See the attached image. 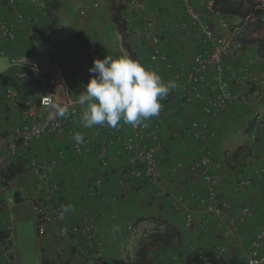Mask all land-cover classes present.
Wrapping results in <instances>:
<instances>
[{"label": "built area", "instance_id": "1", "mask_svg": "<svg viewBox=\"0 0 264 264\" xmlns=\"http://www.w3.org/2000/svg\"><path fill=\"white\" fill-rule=\"evenodd\" d=\"M2 1L10 9L11 15L0 17V57H8L7 69L15 80L25 84L26 97L21 103V122L10 119L11 131L6 135L0 134V149L6 147L5 153L0 157V167L5 170L15 161L22 159L26 162L29 175L45 182L41 195L29 200L38 241L41 242L47 233H50L53 237L63 239L67 246L75 250L79 249L81 242L93 241L94 249L101 254L106 253L107 249L96 236L92 222L68 224L66 213L63 219L60 218V213L67 203L57 197L60 186L54 178V171L64 160V152L57 150L47 167L38 158L27 154L34 142L52 135H62L75 118L79 116L82 120L83 112L80 108L84 106L77 103L78 98L71 96L70 84L59 60L52 59L47 63H40L32 54H8V48L15 42L19 32L42 52H48L50 43L43 38L34 37V32L29 27L33 22L31 16L28 17L19 10L21 0ZM253 1L259 4V8L264 9V0ZM212 2L213 0H113V3L122 4L132 14L127 20L137 25L133 30L134 44L148 53L144 66L157 73L166 74L168 77L163 80L175 81L177 87L161 100L162 109L159 115L152 117L150 123L146 122V126L133 127L134 132L124 139L113 129L99 126L91 134L83 135L86 141L84 144L77 145L72 139L71 151L78 160H86L90 154H94L100 169L107 170L110 153L105 144L106 136L101 132L117 137L118 142H121V149L128 156V169L120 180L118 179V184L132 180L143 182L154 198L165 200L173 214L182 215L183 243L191 236L186 254L180 255L182 248L176 250L171 254L169 264H264V226L259 224L264 217L262 219L260 212L246 201L237 203L221 191L220 169L224 170V164L222 167V161L214 163L207 146L209 142L217 141L219 136L209 120L238 101L232 86L224 80V61L231 48L239 50L241 45L237 38L243 27L239 26L240 21L235 18L236 22L230 26L223 25L222 21V24L216 27L211 25L207 11L211 10ZM188 44L192 54L186 60L181 58L176 50H183L186 48L184 45ZM84 50L88 55L90 67L94 59H101L94 41H85ZM240 81L241 77L237 78L236 85H239ZM255 94H258V91H255ZM18 95L11 85H5L6 101L14 102ZM174 103L184 109L195 108L199 119H194L185 127L181 116L172 118L171 105ZM50 105H68L69 114L66 117L49 119ZM261 111H264V106L253 113L258 123L262 122ZM164 132L171 133L174 140L195 142L198 159L191 163L187 170L189 178L199 183L201 194L193 189L172 194L165 188L161 170L165 159L161 144ZM257 138L256 132L250 133L252 141ZM245 161L259 164V168H256L252 175L235 179L236 191H251L257 175L263 179L257 180L261 188L257 199L260 198L264 204V158L258 156ZM183 167L179 163L174 164L170 173L177 176ZM17 178L3 177L0 191L5 193L8 188H16ZM17 189L20 192L25 191L21 185H18ZM84 191L86 198L98 200L106 205L115 206L118 202L117 195L108 196L104 192L101 178H96L90 184L86 183ZM14 203V198L7 200L8 205ZM1 207L2 203L0 209ZM247 224H254L248 232L247 251L232 262H225L230 250L221 236L216 238L221 241L220 244L212 249L201 247V236H212L209 230L212 226L216 231L226 230L234 234ZM0 229V232L6 234L4 241L0 242V264H19L14 224L0 219ZM127 230L132 231V227L128 226ZM198 234L201 236H197ZM84 255L91 256L89 251L84 252Z\"/></svg>", "mask_w": 264, "mask_h": 264}, {"label": "crops", "instance_id": "2", "mask_svg": "<svg viewBox=\"0 0 264 264\" xmlns=\"http://www.w3.org/2000/svg\"><path fill=\"white\" fill-rule=\"evenodd\" d=\"M39 1L40 0H21L19 2V8L26 15H30L32 17L33 22L29 24V27L32 28L34 32V37L37 39L43 38L49 41L50 48L48 52H42L38 48H35L32 42L28 39H25L24 34L22 32H19L17 34L15 42L11 44L8 48V54H32L36 58H48L49 61H51L52 59L59 60L64 68L66 77L70 84V93L73 98L79 97L80 93L84 90V86L87 84L90 76H92V74L89 72V58L84 50L85 41L91 40L96 43L100 51L101 59L105 55H112L114 57L130 56L123 48L121 44V36L112 22L113 0H94L92 1V3H88L87 0H61L60 8L58 10V13L56 14V20L53 23L48 19L43 18L40 14L37 15L38 8L36 7V5L37 3H39ZM76 2H80L81 5L77 14V19L74 20L71 18V9H73V5ZM60 12H62L64 15L60 16ZM10 15V9L4 1L0 0V17ZM218 21H220V23H218ZM221 21L223 25L227 26H230V24L236 22L235 19H229L227 17H217L214 22L215 24L212 21V23L214 24L213 26L216 27L218 24H222ZM97 40H102L103 42H97ZM75 47L77 50L76 53L72 51ZM142 52L143 50L140 49V53ZM81 54L84 57H82ZM137 56H139V54H137ZM146 59L147 57L142 60L141 63L143 65H145ZM257 63L261 67L258 72L260 73V75L263 76L264 63H259V61H256V59L251 61V64ZM228 72L231 74L230 79L225 82L233 87L234 85H236L237 78H239L240 76L234 78L232 76V70ZM158 74L162 77V79H166L168 77L164 73ZM260 81H262V84H264V79H260ZM243 83L244 80L241 77V81L239 82V85L236 88L237 92H242V90H244L242 86ZM5 85H11L18 92V98L14 102H9L4 99ZM25 97V84L15 80L8 70L0 72L1 135H6L11 131V125L9 122L10 119H13V121L17 123L21 122L22 118L20 116V108L22 106L21 103L23 102ZM258 99L261 100L262 104H264V92L263 95L260 96ZM260 104L261 103H253L251 104V106L248 107L251 108L252 111H256L261 108ZM84 107L80 108L81 112L84 111ZM194 112L198 114L197 111L194 110ZM223 121L220 120V118H211L209 120V123L212 128L216 126L220 128L223 127ZM147 122L150 123L151 119ZM98 127L99 126H96L94 128L82 127V120H80L78 116L77 118H75L74 122L68 128H66L64 134L52 135L50 137L34 142L28 150L27 154L38 158L45 167H47L50 158L54 155L57 150L63 151L65 157H74L71 151V144L74 134H91ZM260 127H262L261 124ZM118 129L124 132L121 135L122 137H127L134 132V129L131 125L121 124V126L118 127L117 130ZM259 131L261 133L258 132V138L262 139L263 142L262 147H260L259 144V146H257L256 148H251L253 150L252 154L255 156V158L259 156L260 151H262V148H264V129L260 128ZM101 134L106 136L104 139L107 147L108 145L114 144L107 142L108 137L104 131H102ZM219 135L221 136H219L221 139L219 146L215 144L211 145V147H213V153L216 158H222V154L226 150L231 151L229 142L230 137L227 135V132H221L219 133ZM168 138L170 137L167 136L166 138L162 135L161 140L164 143L165 141L169 140ZM165 148L166 151L168 150L169 153L170 164L179 163L182 166L187 167V165H190L198 159L195 142L189 140H172V143H169V147L165 146ZM49 149L51 150L50 152ZM5 150L6 147L3 150L0 149V157L3 156ZM218 151H222V154H218ZM21 154L23 155V151L21 152ZM243 163L244 162H240V165ZM246 164L249 170L247 169L248 171L244 173V176H248L250 174L252 175L254 170L256 168H259V164L257 165V163L254 164L252 162L246 161ZM2 170L4 169L0 167V180L1 174L3 172ZM223 171L225 179H233L234 176L237 174V172L229 171L226 168H224ZM82 175L83 174L79 173L78 171H75L73 165H69V170L66 171L65 174L62 175V177L59 179L62 181L60 183L67 184V187L65 188V190H63V192L57 194V197L62 200H65L67 206H70L72 209L70 212L66 213V222L68 224H79L88 221L92 222L95 226L96 236L100 238L102 245L106 247L107 252L101 254L99 251L93 248V241H89L81 242L79 245V249H76L73 253L67 248V244L63 239L53 237L50 235V233H47V235L41 241L42 244L40 245L39 250H44V252L46 251V256L44 254L43 258L49 260L50 264H124L123 255L126 250L129 252L133 251L137 247L138 240L140 236H142L144 230H150L153 227V223L151 221L138 222V220L143 218L149 219L153 216H161L162 219H166L169 222L175 223L181 228L183 222L182 215L173 214L165 200H158L154 197L152 198L151 191L146 190L141 194V196L144 195L145 198H149L151 201L149 202L150 205H145L139 210L135 209L133 203L125 204L122 200L117 202L115 206H110L101 203L98 200L90 199L89 197L86 198L84 194L85 183L84 181H82ZM54 178L56 180L55 173ZM256 178L257 180H263L257 175ZM117 179L118 178L116 176L109 179L110 182L108 183V186L104 189L105 193L108 196L118 194L117 189L119 188V184ZM177 180H179L178 183L180 184L174 183L173 185H165V188L169 190V192L172 194L174 192H181L186 186H191L192 188L197 189V181L193 180L192 178H189V183H186L183 188H181L180 186L184 179L179 178L178 176ZM16 181L17 186L21 185L25 188V191L22 193L24 201L21 203H14L12 205H8L7 200L13 198L12 191L14 189L12 190L11 188L12 191H9L8 189L5 193H2L3 196L1 198L4 203H2V207L0 209V219L1 221H10L14 224L15 236L17 237V230L19 224L28 223L32 224L33 228H35L29 200L32 197H38L41 195V188L42 186H45V182L29 175L27 171L20 175ZM17 186L15 190L17 189ZM226 187L225 189L227 190V192H225V194L227 196L229 195V197H233L235 198V200L238 199L239 202L245 201L241 198V196L239 197L237 193H234L233 191L229 190L230 185H228V182ZM259 189H261L260 186ZM258 193L259 192L257 191H247L245 197L250 199L254 197L253 200H256L258 197ZM122 194H124V196H127L126 198L128 200L131 197L133 199V195H131V193L128 191L125 193L123 192ZM260 209H264V207L261 205ZM136 223L138 224L137 228L135 227V229L134 225ZM259 224L264 226V220H260ZM251 225L253 226L254 224H247L239 230H236L234 234H231L226 230L220 232L218 230L216 231L212 226L209 229L212 236H201L200 234H198L197 236H201V247L205 249H212V247H214L215 245H219L221 241L217 240L216 238L218 236H221L222 241L226 243V247L230 250L229 256L228 258H226L225 262L230 263L238 256L244 255L246 253L245 251H247L249 245L247 237ZM128 226H132L134 228L133 232L128 234L129 237H124L123 234H121L120 232ZM188 236H190V234ZM190 239L191 236L188 239L184 240L183 246L181 247L182 249L180 251V255H182L183 253L186 254L187 249L190 246V243H188ZM86 251H89L90 254L92 253L90 257H86L84 255V252ZM210 254H212V252H210Z\"/></svg>", "mask_w": 264, "mask_h": 264}, {"label": "trees", "instance_id": "3", "mask_svg": "<svg viewBox=\"0 0 264 264\" xmlns=\"http://www.w3.org/2000/svg\"><path fill=\"white\" fill-rule=\"evenodd\" d=\"M61 5V0H40L39 3H37L36 7L38 8V14H40L43 18L48 19L52 23L56 20V14L58 13V10ZM258 3L253 0H213L211 10L207 11L209 22L211 25H214L215 19L217 17H229L231 19H239V26L242 27V31L238 35L237 41L240 43L239 50H233V48L230 49L228 53L227 59L224 61V80L228 81L230 79V73L228 71L233 70L239 75V72L248 66V62H250L251 59H256L260 61L261 63H264V9H261L258 7ZM113 17L112 22L115 28L117 29L118 33L121 36V44L125 51L133 58L140 62L144 60L146 57H148V53L146 51H143L140 53L139 48H135L134 45V35L133 30L137 25L131 21L127 20V18L132 15L131 12H128L126 10V7L123 6L120 3H113ZM20 10V8H19ZM21 11V10H20ZM23 14H25L23 11H21ZM26 15V14H25ZM30 17V15H26ZM32 18V17H31ZM213 21V23H212ZM134 45V47H133ZM139 54V56H137ZM147 55V56H146ZM138 57V58H137ZM226 68V69H225ZM246 85H248L247 82H245ZM228 84V83H227ZM229 85V84H228ZM231 86V85H230ZM255 87V86H254ZM253 88L251 87V91ZM231 108V107H230ZM172 109V118L175 116H181L182 119L185 121L184 126L188 127V125L191 123V121H194V119H199L198 114L194 112L195 108H188L184 109L180 107L177 103H174L171 105ZM196 111V110H195ZM251 111V112H250ZM247 112H249L246 115L245 118V127L244 132L246 134L250 135L252 132L257 131V120L252 114V109H248ZM114 132L121 137V139H124L121 135L124 133L121 130L115 129ZM163 136L168 138V141L161 140V144L163 147V152L165 159L163 160V169L165 166H167V169L163 172V178L168 179L167 184H180L178 183L179 178L184 179L181 183V188H183L186 183H189V172L187 170V167H183L181 171L178 173L177 176H172L170 173V168L174 164H170L169 160V153L168 150L166 151V147H169V143H172V140L174 141L173 137L171 136V133L164 132ZM220 136V135H219ZM218 136L217 141H211L207 144L208 149L211 153L212 160H214V163H219L220 160H216V157L213 153V147H211L212 144L218 145L220 144V137ZM107 142L114 143L113 145H106L108 148V151L110 153V164L107 170H101L98 164L96 163L94 154H90L86 160H77L75 157L72 156H66L62 162H60L58 168L54 171L56 174V180L58 179V185L60 186V193L65 190L67 187V184L60 183L62 182L59 180L62 175L65 174L66 171L69 170V165H73L75 171H78L82 175V181L84 183L90 184L94 182L96 178H101L103 182V189L108 186V183L110 182V178H113L116 176L119 180L122 177V174L126 169H128L127 165V154L121 149V142H118L117 137H114L112 135H107ZM168 142V143H167ZM109 144V143H108ZM112 148V149H111ZM115 149V150H113ZM253 150L249 148L246 145H240L233 151L226 150L222 154L221 161L222 167L224 164V168L228 169L229 171L236 172V170L239 169L240 163L239 160L241 157L246 158H252L255 157L252 154ZM243 157V158H244ZM162 169V168H161ZM66 170V171H65ZM1 179L3 177H19L22 175L26 170V162L25 160L19 159L15 161L13 164H11L7 169L2 170ZM184 171V172H183ZM73 174V173H72ZM220 174L222 176V184H221V191L227 192L225 187L230 185L229 190L233 191L234 193H237V195L245 201L249 202L252 207L256 208L260 213L261 218L264 217V209H260V206L262 205L264 207L263 201L258 198L256 199V202H254V197L252 199L245 197L246 191H241L238 193L236 191L235 187V177L238 175V173L234 176L233 179L226 178L224 176L223 168L220 169ZM80 176V175H79ZM242 176V175H241ZM117 179V180H118ZM81 181V182H82ZM1 185V180H0ZM86 185V184H85ZM127 185V186H126ZM126 186V187H125ZM186 186L183 190L188 191L189 189H193L194 191L198 192V194L202 193V189L197 183V189L192 188L191 186ZM12 188V187H11ZM11 188L9 191H12ZM227 188V187H226ZM148 188L145 186L143 182L140 180H132V181H124L122 185L119 184V188L117 189V197L118 202L120 200L124 201L125 204L133 203V206L135 209H141L145 205H148L151 201L149 198H145V196H141L143 192H145ZM130 192L132 197L128 200L122 194L123 192ZM150 191V190H149ZM169 191V190H167ZM251 191H257L259 192V184L256 179L253 180V186ZM13 198L15 203H21L24 201L23 198V192H20L18 189L15 191L13 190ZM105 192V190H104ZM246 192V193H245ZM149 195V194H148ZM3 194L0 191V203H3L2 197ZM229 196V195H228ZM153 198V195H151ZM231 198V197H230ZM232 200L239 202L238 200H235V198H231ZM251 201H250V200ZM150 205V204H149ZM181 215V214H179ZM143 221H151L153 223V227L150 230H144L142 233V236H140L138 240L137 247L129 252L126 250V252L123 255V263L124 264H169L171 254L176 252V250H179L183 246V235L184 232L179 225L169 222L166 219H162L161 216L157 217H150L149 219H140L138 222ZM136 223L134 225V228H137ZM183 225V222H182ZM132 227V226H131ZM127 230V227L124 228L120 233L123 234L124 237H129V233L133 232ZM135 228V229H136ZM6 234L4 232H0V242H3L5 239ZM71 252H75V248H70L67 246ZM44 250H40V258H41V264H50L49 260H47L44 257ZM92 254V253H91ZM104 254V253H103ZM46 256V254H45Z\"/></svg>", "mask_w": 264, "mask_h": 264}, {"label": "clouds", "instance_id": "4", "mask_svg": "<svg viewBox=\"0 0 264 264\" xmlns=\"http://www.w3.org/2000/svg\"><path fill=\"white\" fill-rule=\"evenodd\" d=\"M89 72L93 75L77 101L85 106L81 117L84 128L106 126L115 130L121 124L146 126L147 121L159 115L161 100L177 87L175 81L165 82L157 72L130 56L105 55L94 59ZM50 108L49 119L69 114L68 105ZM73 140L77 145L86 142L80 133L74 134ZM71 210L70 206H64L60 218Z\"/></svg>", "mask_w": 264, "mask_h": 264}, {"label": "rangeland", "instance_id": "5", "mask_svg": "<svg viewBox=\"0 0 264 264\" xmlns=\"http://www.w3.org/2000/svg\"><path fill=\"white\" fill-rule=\"evenodd\" d=\"M87 1H88V3H92V1H94V0H87ZM80 5H81L80 2H76L73 5V9H71V18L74 20L77 19V14H78V11L80 9ZM62 12L59 13L60 16L64 15ZM218 32H219V30H218ZM100 41H102V40H97V42H100ZM184 46L186 48H183V50L181 48H178L176 51L178 52V54L181 58H186V60H188L192 54V49L190 48L189 44L184 45ZM72 51L74 53H76L77 52L76 47L73 48ZM81 56L84 57L82 54H81ZM253 60H255V59H251L250 62H248V66H246L245 68L243 67V69L239 72V75H236L237 73L232 70V72H233L232 76L234 78L240 76L244 80V83L242 85L244 90H242V92L236 91V88L238 87V85L237 86L234 85L232 87L235 96L238 98V101H237L238 103L231 106V108L229 107L227 110L223 111L222 113H220L216 117H214V119L220 118V120H222V121L224 120L223 121V127L219 128L216 126L217 128L214 127L213 129L216 130V132L218 134L221 132H227V135L230 137L229 142H230L231 151H233L234 149H236L240 145H246L249 148H256L260 144V147H262V142H263L262 139L257 138L255 141H252L250 139V135H248V134H246V132H244V127H245L244 125H245V118H246L245 114L249 113V112H247L248 109L251 110V108H249L248 106H251V104H253V103H261L260 104L261 108H263V106H264V104H262L261 100L258 99L260 96L263 95V92H264V84H262V81H260V79H264V75L262 76L258 72L259 69H261V67L258 63L257 64H251V61H253ZM37 61L40 63H47V62H49V59L43 58V57H39V58L37 57ZM256 61H258V60H256ZM8 62H9L8 57H4V58L0 57V72H4L5 70H8L7 69ZM259 63H260V61H259ZM263 70H264V68H263ZM245 82H247L248 85H246ZM251 87L253 88L252 89L253 91H251ZM255 91H258V94H255ZM253 113H254V111L252 112V114ZM260 113L262 114V122L257 124V131L258 132H260L259 131L260 128L264 129V122H263L264 111H261ZM260 124L262 125V127H260ZM50 151L51 150L49 149V152ZM217 153L222 154V151H220V152L218 151ZM259 156L261 158H264V148H262V151H260ZM243 157H241L239 160V163L240 162H244V163L240 165L238 170H236V172L238 173V175H236V177L234 178L236 180L239 179V177L243 178L244 173H246V171L249 170V168L247 167L246 161H245V160H249V159H247L246 157H244V158ZM220 158L221 157L216 158V160L219 159L221 162ZM166 169H167V166H165L164 169L162 166L161 170L165 171ZM162 174H163V172H162ZM164 181H165L164 185H167L168 179L166 178V179H164ZM81 187H82V184H81ZM13 189L15 190V187H12V190ZM79 189H81V188H79ZM237 192L240 193L239 191H237ZM247 201H246V203H249ZM33 229L35 230V228H33V225L28 224V223H21L18 226L17 237H16V249H17L19 264H40V258H39L40 257V250L39 249H40V245L42 244V242L37 240L36 230L34 232Z\"/></svg>", "mask_w": 264, "mask_h": 264}]
</instances>
